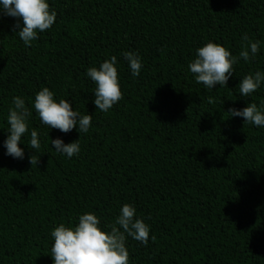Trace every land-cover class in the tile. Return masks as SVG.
I'll use <instances>...</instances> for the list:
<instances>
[{
    "label": "trees",
    "instance_id": "16d2710c",
    "mask_svg": "<svg viewBox=\"0 0 264 264\" xmlns=\"http://www.w3.org/2000/svg\"><path fill=\"white\" fill-rule=\"evenodd\" d=\"M47 2L55 21L27 47L0 16V264H52V228L84 212L105 228L125 203L150 226L146 245L126 238L129 264H264V128L227 113L264 103V85L251 97L238 85L264 71V0ZM244 34L261 41L256 58L240 59L225 87L197 83L195 49L212 41L237 55ZM125 51L141 58L137 77ZM111 56L122 97L101 112L85 73ZM42 87L91 114L88 132L42 125L31 108ZM13 96L41 143L34 153L25 133L23 160L2 146ZM48 136L79 138V154L56 153Z\"/></svg>",
    "mask_w": 264,
    "mask_h": 264
},
{
    "label": "clouds",
    "instance_id": "9594fccd",
    "mask_svg": "<svg viewBox=\"0 0 264 264\" xmlns=\"http://www.w3.org/2000/svg\"><path fill=\"white\" fill-rule=\"evenodd\" d=\"M56 15L47 0H0V16L14 19L13 30L26 47L37 39L38 33L53 25ZM241 40L246 43L237 55H232L225 47L212 41L196 48L194 57L187 64L195 81L202 83L206 89H213L217 85L227 86V81L233 75V66L240 59L246 63L255 59L261 50L260 40H251L247 34L242 35ZM122 56L131 76L137 77L142 68L140 56L134 51H125ZM116 64L117 57L111 56L98 67L86 69V76L95 84L92 103L101 112H107L122 97ZM238 85L241 97H251L264 85V71L256 70L244 75ZM31 108L40 123L48 129L68 133L75 127L79 136L89 130L91 114L81 115L67 99H55L54 92L48 87H42L35 93ZM227 113L229 118H242L244 123L264 128V103L258 106L249 102L243 108H229ZM30 116L24 98L13 96L5 117L8 126L2 142L5 156L24 159V149L18 145L25 133L30 136L27 146L34 153L40 149L37 131L28 127ZM49 141L50 147L66 158L77 156L80 152L79 138L65 143L60 137H49ZM38 160L35 154L29 157L31 165L37 164ZM149 233L150 226L136 216L135 206L129 203L121 205L114 222L105 228L101 227L100 218L94 212H84L78 214L74 223L61 222L50 230V257L52 264H129L126 238L146 245L150 239Z\"/></svg>",
    "mask_w": 264,
    "mask_h": 264
}]
</instances>
